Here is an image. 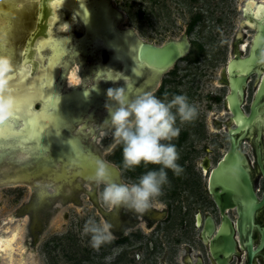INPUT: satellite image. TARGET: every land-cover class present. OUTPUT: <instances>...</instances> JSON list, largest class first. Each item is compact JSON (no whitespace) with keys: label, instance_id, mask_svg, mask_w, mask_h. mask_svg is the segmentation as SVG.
<instances>
[{"label":"water","instance_id":"1","mask_svg":"<svg viewBox=\"0 0 264 264\" xmlns=\"http://www.w3.org/2000/svg\"><path fill=\"white\" fill-rule=\"evenodd\" d=\"M244 13L255 23L249 53L241 57L237 52L227 63L236 41L243 43L242 51L250 42L252 29L243 25ZM70 17L78 22L70 33H63L56 22ZM79 46L89 51L104 50L116 66L107 69L106 57L101 53L99 63L108 73H88L89 67L85 66L94 65L95 60L81 50L75 54ZM263 47L264 0H0V55L10 57L13 72L19 67L9 87H15L21 97L20 111L15 109L8 123H0V264H170L165 256L168 248L177 242L180 246L190 244V238L183 236L190 226L189 215L181 213L175 217L172 229L156 221L148 228L141 219L137 234L128 226L119 238L114 232V213H107L113 208L100 199L104 185L89 179L97 160L106 165L111 181L116 183L137 182L146 171L159 168L142 163L125 169L121 146L115 145L113 138L108 140L111 129L105 126L102 130L96 125L108 117L104 107L108 88L126 87L131 94L133 81L149 75L141 71L135 79L137 66L165 71L176 62L177 73L189 77H184L179 86L168 84V94L163 90L155 95L167 102L174 94L179 95L171 93L176 88L197 108L194 120L181 122L177 118L180 134L171 141L183 169L178 176L185 180L204 179L197 162L206 154L213 165L225 147L224 134L217 125L227 115L210 94L225 86L226 76L221 70L227 63L230 122L235 126L228 130V151L210 169L208 177L209 193L225 223L211 241V254L218 264H224L218 259L219 253L228 247L232 250L226 209L235 208L240 240L248 227L250 244V230L260 203L246 170V159L238 151L242 137L236 140L234 135L253 124L264 92V75L248 115L236 94L243 96L246 77L258 73L256 68L264 65ZM220 71V80L214 84ZM92 76L82 85L81 79ZM96 80L99 91L85 98L82 86L91 87ZM213 128L217 132L210 134ZM208 157L201 162L204 175L211 166ZM200 187V195L204 196ZM187 189L181 208H200L203 200L191 202ZM169 198L161 195L152 206L166 209L168 203L169 208H176V200ZM89 217L112 224L115 239L99 249L92 248L89 237L82 233ZM181 219L186 221L184 226ZM178 221L181 227L176 226ZM212 227L208 219L205 228L210 232ZM147 243L155 246L153 254ZM251 256L252 252L248 261Z\"/></svg>","mask_w":264,"mask_h":264},{"label":"flooded vegetation","instance_id":"2","mask_svg":"<svg viewBox=\"0 0 264 264\" xmlns=\"http://www.w3.org/2000/svg\"><path fill=\"white\" fill-rule=\"evenodd\" d=\"M245 15V20L248 22L243 21V25L245 27H249L252 29V36L250 39V42L248 43V47L246 51H242L241 45L243 43L236 41L232 48V55L228 58L227 63L236 56L237 52H240L241 57H246L250 50V44L253 38V35L255 34V23L253 18H248ZM250 23L253 24V26H250ZM53 34V33H52ZM67 40H70V37L66 36ZM3 41V39H2ZM190 44V43H189ZM157 46V45H156ZM36 49V48H35ZM77 50L74 51L75 54L78 50H81L82 53L85 55L90 56L95 60L94 65H87L85 66L88 73L96 72V76H99L103 73H108L109 68L115 67L116 63L111 60L110 55L105 52L104 50L98 51H89L87 48H81L80 46L76 48ZM190 49V48H189ZM104 51V52H103ZM189 51V50H188ZM246 52V53H244ZM262 52H264V47ZM105 55L103 57H106L105 65L108 67L107 69L104 68V64L99 63L100 61V54ZM38 55V54H37ZM84 60V59H83ZM82 60V61H83ZM181 60V59H180ZM179 60V61H180ZM135 61V58H134ZM37 62L40 63L39 56H37ZM136 63V62H135ZM227 63L225 65V68L221 71L225 73L226 76V84L222 88L216 89L214 88V84L216 81L220 80V73L217 75L216 80L214 81L213 88L216 90H219L218 93H211V97L215 99V101H218L221 104L222 112H224V115L226 114L227 117L224 121L220 122L217 125V129L222 131L224 134V141H225V147L222 151L221 156L219 159L212 165L210 162V158L208 155H204L200 161L197 162V169L200 171L201 175L204 176V179H197V177H192V179H183L182 177L178 175H168V183L166 184V189L164 191V197H170L169 199L176 200L177 207L176 208H169V204L166 203L164 206H166V209H158L156 207L151 206L148 210H146L144 213H134L124 207L116 208L111 211H108L107 213L113 212V221L116 225L115 227V233L120 238L123 236V228L124 227H133L135 228V234H137V230L140 229V220L143 219L146 222V227H151V225L156 221L157 224L165 223L168 225V227H172L175 224V217L179 218V214L183 215H189V227H186L187 230L183 231L184 234L187 235L189 239L190 244H183L180 246V244L177 242L175 245L172 246V248H168V253H165L166 258L168 257L170 259V264H218L216 260L212 257L211 254V241L214 239L216 233L221 229L225 228V223L223 222V216L220 213V210L218 209L217 205L215 204L212 195L209 193V172L210 169L216 166L218 161L223 157L225 152L229 149V136H228V130L233 129L235 124L233 122H230V118L232 116V113L229 109V100L228 96L231 95V88H230V81L228 77V71H227ZM137 66V64H136ZM137 66L138 72L135 73L133 77L135 79L137 78V75L140 76L142 73L141 71H148L149 75L147 77H140L141 79L139 81H133V87L131 89V94L133 96V93L142 94L145 92H152L154 94L161 93L163 90L165 94H168L169 88H167L168 84L179 86L181 83L184 82V77H189L188 74H182L179 75L177 71L174 69L177 67V62L169 69L165 71H155L148 67H141ZM264 65L258 66L256 69L259 73H252L246 77L245 85L242 88L243 96L241 97L239 93H237V98L242 104V110L245 115H248L250 113V108L252 102L255 100L257 91L259 89V85L261 83V79L264 75ZM170 70H172V73H169ZM106 71V72H105ZM190 70H187L189 72ZM165 72L164 74H162ZM170 74L167 77V74ZM132 77V79H133ZM171 87V86H170ZM58 88V86H57ZM174 88V87H173ZM175 90L171 93H177L181 94L179 89L174 88ZM191 91H193L192 87H190ZM162 93V94H163ZM40 101V99H37L36 101ZM247 100V103L245 102ZM244 107L247 108V110H244ZM220 112V114L222 113ZM98 124V123H97ZM232 124V126H230ZM216 129V128H215ZM214 130V133H210V130L208 129V133L215 134L217 129ZM77 131H75L76 133ZM79 134V133H78ZM242 137L239 141L238 151L242 153L246 159L247 165L246 170L250 177V182L253 188V191L256 196V200L258 203H260V206L255 211L254 214V224L253 227L250 230V244L247 241V235H248V227H245L242 231V236L240 240V235L238 232V228L236 225L237 220V213L235 208L234 209H226L224 212V215L230 220L231 225L230 229L228 228V231L230 233L233 247L232 250H230L228 247L227 249H222L221 252L218 255L219 260H224V264H264V92L261 94L260 99L256 106V118L253 122V124L250 127H247L246 129L242 130L241 132L234 135V138L236 140L239 139V137ZM111 137L108 138V140H111ZM205 152H210V149L208 147L204 148ZM209 159V162L211 164L210 168L208 169L207 175H204L202 168H201V162L207 158ZM201 181H203L201 183ZM170 184V185H169ZM203 186V194L204 196L200 195L201 187ZM187 189L189 192L190 201L194 202L199 200H203V204H200V208H195L194 210H188L181 208L182 199L184 197V189ZM44 201V200H43ZM45 202V201H44ZM43 205H41L42 207ZM194 206V205H193ZM37 207V206H36ZM40 207V205H38ZM43 208V207H42ZM41 210V209H40ZM36 210V211H40ZM181 210V211H180ZM179 212V213H178ZM178 213V216L176 215ZM191 213V214H190ZM200 218V225H197L198 216ZM177 218V220H178ZM211 220L213 223L212 231H208L205 228V224L207 220ZM174 223V224H173ZM180 222H176V226L181 227ZM181 224L184 226L186 224L185 220L181 219ZM158 225L154 229H157ZM173 228V227H172ZM171 228V229H172ZM179 229V228H178ZM152 231V230H151ZM141 234H146L144 230H140ZM172 232V230L170 231ZM182 236V237H183ZM181 238V237H180ZM179 239H177L178 241ZM248 245L250 249L248 248ZM147 249L150 254H153V252L156 250L155 246L152 245V243H147ZM249 249V250H248ZM226 250V252H225ZM224 251V252H223ZM250 252H252V256L250 261H248V258L250 256ZM136 260H139L138 257H136Z\"/></svg>","mask_w":264,"mask_h":264},{"label":"clouds","instance_id":"3","mask_svg":"<svg viewBox=\"0 0 264 264\" xmlns=\"http://www.w3.org/2000/svg\"><path fill=\"white\" fill-rule=\"evenodd\" d=\"M77 22V18L70 17L68 20L58 19L56 23L63 33H70ZM12 72L10 57L0 55V122L14 115L16 100L8 79ZM92 79L93 76L81 79L82 85ZM98 81H94L91 87L82 86L85 98L91 92L99 91ZM105 96L104 107L108 117L96 126L102 130L105 126L111 129L114 144L121 146L123 167L133 169L143 163L159 165V168L146 171L137 182L116 183L111 181L106 165L97 160L94 174L89 179L104 185L100 199L109 208L124 207L134 213H144L163 194V186L168 183L166 170H171L174 175L183 171L177 163L179 153L176 145L171 141L180 134L177 118L181 122H190L196 118L197 108L184 94H174L166 102L152 92L132 96L126 87H117L108 88ZM111 229L109 222H98L89 217L82 233L89 237L92 248L99 249L115 239Z\"/></svg>","mask_w":264,"mask_h":264},{"label":"snow or ice","instance_id":"4","mask_svg":"<svg viewBox=\"0 0 264 264\" xmlns=\"http://www.w3.org/2000/svg\"><path fill=\"white\" fill-rule=\"evenodd\" d=\"M17 72H19V67L18 66L16 68V72H12V75L9 76V78H8L9 81H14ZM9 88L11 89L12 93L14 94V97H15V100H16L15 109H16L17 112H19L20 108H21V97H20V95L17 92L15 87H9ZM0 123H8V120H5V121L0 122Z\"/></svg>","mask_w":264,"mask_h":264}]
</instances>
